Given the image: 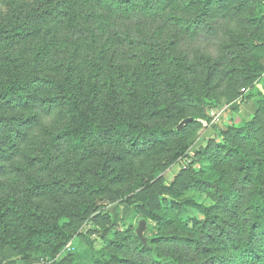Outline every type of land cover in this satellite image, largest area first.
<instances>
[{
  "label": "rangeland",
  "instance_id": "rangeland-1",
  "mask_svg": "<svg viewBox=\"0 0 264 264\" xmlns=\"http://www.w3.org/2000/svg\"><path fill=\"white\" fill-rule=\"evenodd\" d=\"M45 1L0 0V25L13 16L15 6ZM172 1L166 0L164 5L155 0L153 20L130 25L132 34L141 32L146 41L128 42L133 47L124 60L131 73L124 88L129 94L137 92L140 98L134 116L138 123L157 130L156 135L118 146L105 136L93 138L78 153H68L56 145L55 156L60 159L52 169H47L46 160L40 157L49 139L46 129L61 126L63 110L48 113L32 105L35 98L53 94L42 92L44 88L35 80L37 74L46 71L54 78L59 69L51 62L35 63L27 32L0 31L1 40L4 38L0 41V93L7 92L15 99L11 109L7 105L10 100L2 99L0 118L34 120L25 125L22 133L15 129L23 138L20 147L25 154H5L0 159L7 166L5 170L0 168L1 205L3 212L7 211L2 218L7 223L8 237L16 240L14 244L6 243L4 230L0 229V264H92L93 260L162 264L138 248L136 229L142 220L146 221L143 236L152 245L153 238L164 233L177 236L182 226L204 219L196 211L171 208L170 203L175 201L214 207L220 222L206 234L198 233V241L167 242L163 256L170 261L165 264H226L224 259L236 264L229 240L241 237L243 228L238 216L242 215L246 194L253 185L250 186V176L260 168L249 164L247 155L264 163V0H230L226 13L219 11L222 1L213 0L214 12H210L216 16L207 13L212 9L209 0H194L195 5L190 0H178L176 4ZM181 7L184 17L172 14ZM253 18L262 19V23L256 25ZM250 26L256 29L252 34L246 32ZM113 42L105 54L120 49ZM247 44L253 49L250 54L244 52ZM64 50L67 56L68 49ZM242 62L252 63L244 73L239 68ZM59 71L62 73L63 68ZM178 80L183 87L176 89ZM195 82L197 87L192 88ZM26 85L30 89H22ZM188 86L191 88L187 91ZM145 97L150 99L149 108L142 101ZM123 101L128 99L124 96ZM26 104L29 106L24 107ZM147 109L148 113L144 112ZM4 132L5 127H1L0 138H5ZM239 147L244 154L236 159L230 150ZM260 172H264V166ZM221 177L224 185L238 188L239 195L237 192L229 201H220L201 184ZM53 181L61 182L57 189L64 192L38 196L37 190L29 194L30 188L35 190ZM24 198L45 216L57 219L60 228L73 224V238L25 253L24 229L11 228L13 221L20 226L21 216L7 210L14 199L16 204H22ZM85 202L93 207L82 213L78 203ZM75 204L79 213L67 214ZM166 214L173 220L169 228L152 217ZM56 248L54 258L45 252L53 253Z\"/></svg>",
  "mask_w": 264,
  "mask_h": 264
},
{
  "label": "trees",
  "instance_id": "trees-1",
  "mask_svg": "<svg viewBox=\"0 0 264 264\" xmlns=\"http://www.w3.org/2000/svg\"><path fill=\"white\" fill-rule=\"evenodd\" d=\"M158 1L166 4V0ZM193 1L190 0L191 4L195 5ZM212 1H208V6L212 8L207 12L210 14L214 12ZM221 1L219 11L225 12L226 8L230 6L228 3L230 0ZM172 2L176 4L178 0ZM154 4L155 0H46L32 6H15L11 12L13 16L0 25V31L11 30L12 32L28 33V39L32 44L31 54L36 64L51 62L59 70L63 68V72L58 70L59 72H56L54 78L45 71L42 74H37V79H35L39 87L44 88L42 92L53 94L47 98H35L32 107L40 110L46 109L48 113H53L59 108L61 111L63 110L60 112V116L63 118L61 126L56 129H46V137L49 139L45 140V153L42 152L40 160H46L47 169H52L54 162L56 163L60 159L59 155L55 156L56 145L63 146L68 153H78L93 138L100 139L105 136L109 139L108 142H113L118 146L132 141L146 140L156 135L157 130L155 131L144 122H141L143 124L138 123V118L134 116L140 103L138 93L129 94L124 88L127 87V79L131 75L129 65L124 60L128 57L129 49L133 47L127 43L130 41L140 42L144 39L141 32L133 35V30H130L129 27L133 23H149V20H153L152 17L156 9ZM177 11L179 12L177 13ZM173 12L178 17H184L182 7L176 8L172 14ZM207 15L204 14V16ZM211 15L216 16L215 13ZM253 21L256 25L262 23V19L256 21L253 18ZM5 27L8 28L5 29ZM66 28L69 29L67 33H65ZM71 30L72 32H70ZM252 30L256 31L250 26L246 32L252 34ZM251 36L253 37V35ZM2 40L0 37V41ZM112 40L114 41L112 44L119 46L120 49L111 50L105 54V49ZM66 48L68 49L67 56H64L63 52ZM59 49L60 51L57 53ZM244 50L246 54L253 52L249 44ZM81 51L83 52L80 53ZM250 64L252 63L242 62L239 67L242 69V73ZM182 84L181 80H178L176 89L183 87ZM191 87L196 88V82ZM191 87L188 86L187 91ZM28 88L29 86L26 85L22 89L27 90ZM124 96L128 101H123ZM189 97L193 98V95H189ZM2 99L10 100L7 105L11 109V101L15 100L14 96L10 97L7 92L0 93V102ZM142 101L147 108L150 107L149 97H145ZM28 106L24 105V107ZM130 109L131 112H129ZM148 111V109L144 110L147 113ZM29 118L19 116L0 118V128L5 127L3 135L5 138H0V159L5 154H25L23 148L20 147L23 138L17 136L15 129L18 128L17 132L22 133L25 125L34 122ZM240 154H244L240 147L230 150V155L236 159ZM250 157L248 154V163L257 164L260 168L257 173H254V176L249 175L250 186L252 183L253 185L246 194V204L241 211L242 215L238 216L243 228L241 237L229 240L232 243L230 250L236 257V264H264V172H260L264 163L252 160ZM6 167L0 163L1 169L5 170ZM223 179L224 177H221L216 181H204L201 184L217 200L229 201L239 189L224 185L225 180L223 181ZM60 183L56 184L53 181L43 186L40 185L41 188L37 187L35 190L30 188L29 194H36L37 190H39L38 196H50L58 191L64 192V190L57 189ZM93 193L97 194L98 192ZM16 200L14 199L15 202L10 203L7 210L12 215L21 216L20 226L16 221H13L11 228L16 230L22 227L24 229L25 238L22 240V249L25 253L48 246L53 247L59 242H68L73 238V224H64L65 226L60 228L57 219L45 216V212L41 213L35 205L30 204V200L24 198L22 204H16ZM78 204L82 213L88 212L89 208L91 211L93 207L92 203L90 205H87L86 202ZM170 204L171 208L177 207L180 211H196L202 214L204 219L195 220L189 225L182 226L177 236L164 233L158 238H153L151 242L154 244L152 245L147 242V246H145L137 237L138 248L142 247L145 252H149L155 263L165 264L170 261L163 256V247L167 242L190 244L198 241L196 240L198 233L202 236L213 224L217 225L220 222L218 212L215 213L214 207H206L194 201H175ZM78 208L77 205L73 206L67 214H78ZM3 211L4 206L1 205L0 196V229L4 230V241L14 244L16 240H11L7 235V223L2 218L7 211L5 213ZM152 217L168 228L173 223L167 214L162 217L154 215ZM57 251L58 248L53 253H49L48 250L45 252L54 258ZM26 257L29 256L26 255ZM223 261L226 264H231L229 259ZM92 264L113 263L93 260Z\"/></svg>",
  "mask_w": 264,
  "mask_h": 264
},
{
  "label": "water",
  "instance_id": "water-1",
  "mask_svg": "<svg viewBox=\"0 0 264 264\" xmlns=\"http://www.w3.org/2000/svg\"><path fill=\"white\" fill-rule=\"evenodd\" d=\"M145 228H146V221L142 220L139 224V227L136 229V234H137L138 239L142 242V244L147 246V239L144 238L143 236V232Z\"/></svg>",
  "mask_w": 264,
  "mask_h": 264
}]
</instances>
